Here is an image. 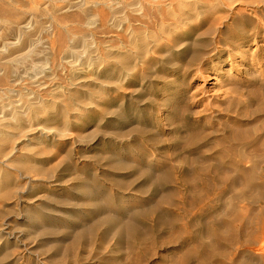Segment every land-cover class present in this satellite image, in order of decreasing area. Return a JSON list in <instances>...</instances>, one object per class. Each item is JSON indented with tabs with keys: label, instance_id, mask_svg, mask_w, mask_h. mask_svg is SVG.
I'll use <instances>...</instances> for the list:
<instances>
[{
	"label": "rangeland",
	"instance_id": "1",
	"mask_svg": "<svg viewBox=\"0 0 264 264\" xmlns=\"http://www.w3.org/2000/svg\"><path fill=\"white\" fill-rule=\"evenodd\" d=\"M242 1L264 8V0ZM188 11L173 28L151 15L146 24L124 21L107 4L86 5L63 14L66 27L52 50L46 42L38 59L14 60L31 47L11 55V73L0 82V130L10 138L0 146V264H251L264 257V239L212 238L225 228L212 219L205 225L206 204L196 203L216 188L206 184L217 173L215 141L228 119L247 120L253 103L244 85L256 83L246 71L256 46L221 59L214 53L239 44L254 23L221 28L226 13L216 0ZM219 30L221 44L213 41ZM31 60L45 69L34 86L22 78L39 71ZM235 194L240 199L228 195L208 211H223L225 220L231 203L246 213L250 231L261 230L264 200ZM193 245L202 249L191 256Z\"/></svg>",
	"mask_w": 264,
	"mask_h": 264
},
{
	"label": "bare ground",
	"instance_id": "2",
	"mask_svg": "<svg viewBox=\"0 0 264 264\" xmlns=\"http://www.w3.org/2000/svg\"><path fill=\"white\" fill-rule=\"evenodd\" d=\"M205 1L207 0H10V2L0 0V82L5 81L11 73L9 65L13 59L9 58L12 54L31 47L29 52L21 53L14 58V60L29 61L34 57L38 59L42 56L43 51L39 49L46 42L51 46V50L53 49L54 42L52 40L60 30H65L66 27L65 19L68 18L63 15L65 12L81 9L86 5L100 6L107 4L114 13L121 10L124 21L143 19L142 22L146 24V17L148 18V15H151L153 19L158 18L157 24L177 28V25H181L179 23L182 21L179 17L184 12L189 14L188 9L197 8L203 5ZM216 1H221V6H223L226 13L218 18L221 22V28H229L231 25L237 24V21L250 20L249 22L254 23V29L252 32H242L244 37L237 45L227 46L223 43L224 47L217 46L214 55L221 59L222 56L241 47L250 46L252 48L256 46V50L253 51L248 61L250 66L246 70L249 72L250 79L256 77L254 79L256 85L249 83L251 81L246 82V85H244L253 103L247 120L240 122L239 119L237 121L230 118L224 123V137L220 141H215L217 151L213 154L214 156L210 157V160H213L217 165V173L213 180L206 182L209 189L211 183L216 188L210 191L207 190L206 194L199 196L196 203L197 205L206 204V206L203 205L201 210L204 213L203 218H207L205 225H207L208 219H212L214 224L225 228V231L221 234L220 232L210 234L212 238L221 242L223 240L236 242L241 238V241L246 245H253L258 239H264V217L262 219L263 228L254 233L249 230V218L247 219L246 213L240 212L231 203L228 204L227 202L230 212L225 220L220 217L223 211L214 209L215 211L210 213L208 210L215 207L212 204L222 202L228 195L234 200L240 199L238 194L235 193L248 195V200L251 199L252 203L264 200V185L260 184V181L264 180V170L258 167L264 165V68L261 67L264 45L260 43L261 45L257 48L258 40L262 42L264 38V16L260 17V13L264 11V8L262 9L258 4L242 0ZM4 4H7V6H3ZM59 4L66 5V8L64 6L58 8ZM242 7H245V9H242ZM83 13L88 19L93 16L91 8L83 11ZM46 15L49 16L50 20L44 17ZM73 18V21L82 22L83 20L79 15H75ZM92 25H95V23ZM144 26L146 27V25ZM221 33L222 31L219 30L218 40L214 37L213 41L221 44ZM35 52H39V54L35 55ZM33 60H31L33 70H39L40 72L38 71L32 77H29V73H26L22 77L26 80L30 78L32 86L38 82V84H41L42 81L39 76L45 70L40 69L38 64H33ZM196 68L200 69L199 67ZM237 84L241 85L240 83ZM6 91L8 93L12 92V94L15 93L9 87ZM232 91L234 90L224 95L227 98L232 97ZM31 94L29 93V95ZM14 104H9L8 107L14 106ZM19 106L23 107V103L14 108H19ZM2 126L0 121V128ZM9 141L10 138L4 136L0 130V146L4 142L10 144ZM245 164H250V168L243 167ZM211 196H214L212 202L209 199ZM216 211L217 213L213 214ZM200 213H194L193 216H198ZM238 222H241L242 225H235ZM201 249L202 245H193L187 248L186 253L192 256ZM251 264H264V257L256 262L253 260Z\"/></svg>",
	"mask_w": 264,
	"mask_h": 264
}]
</instances>
